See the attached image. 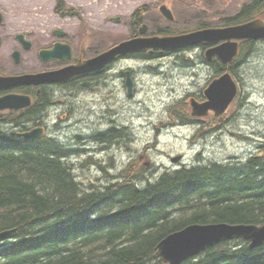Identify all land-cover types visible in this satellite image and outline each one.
<instances>
[{"label": "rangeland", "instance_id": "obj_1", "mask_svg": "<svg viewBox=\"0 0 264 264\" xmlns=\"http://www.w3.org/2000/svg\"><path fill=\"white\" fill-rule=\"evenodd\" d=\"M16 1L20 17L15 29L33 42L26 54L33 63L24 65L23 58L21 67L38 69L52 65L35 61V51L58 39L55 29L67 32L65 39L77 56L82 52L88 57L132 37L133 22L147 23L150 35L163 30L183 32L241 15L242 5L252 0H66L77 15L58 13L57 0ZM162 4L173 11V21L161 13ZM5 50L2 45L4 66L11 62ZM140 51L120 58L112 77L96 85V91L66 92L62 112H68L49 116L56 124L49 136L63 147L61 159L72 164L80 182L102 188L135 165L137 173L145 172L154 180L167 171L199 163L240 164L257 151L264 142V45L239 68L240 96L227 116L217 121L192 120L191 116L189 99L203 101L204 90L216 75L206 62L205 49L190 47L165 55ZM128 69L137 87L132 96L121 74ZM112 127H117L114 133L121 130L120 137L110 134ZM179 155L182 160L173 162Z\"/></svg>", "mask_w": 264, "mask_h": 264}, {"label": "trees", "instance_id": "obj_2", "mask_svg": "<svg viewBox=\"0 0 264 264\" xmlns=\"http://www.w3.org/2000/svg\"><path fill=\"white\" fill-rule=\"evenodd\" d=\"M263 8L252 0L227 22ZM56 9L78 14L65 0ZM62 153L47 137L0 136V233L9 231L0 264H164L157 244L186 225L264 223V142L240 164L199 163L153 181L135 165L102 188L80 182ZM181 264H264V244L225 241Z\"/></svg>", "mask_w": 264, "mask_h": 264}, {"label": "water", "instance_id": "obj_3", "mask_svg": "<svg viewBox=\"0 0 264 264\" xmlns=\"http://www.w3.org/2000/svg\"><path fill=\"white\" fill-rule=\"evenodd\" d=\"M161 11L170 20L174 19V15L167 5H162ZM147 30L148 25L144 24L140 29L141 36L124 40L91 59H81L78 64L58 71L22 76L0 75V85H13L19 82L33 84L42 81H57L65 79L73 74L101 69L118 56L125 55L132 51L147 48L178 49L201 42H216L221 40L227 41L220 46L209 49L207 51V56L211 59L214 55H218L224 63L230 65L239 51L238 40L264 39V17L260 16L238 25L204 28L179 35L144 36ZM56 32L60 34L64 33L63 31ZM20 38L23 39V36H20ZM26 46L29 48L31 44L27 42ZM14 55L16 60L19 61V53L16 52ZM42 56L46 59L52 56L70 58L71 47L67 44L60 45V43H58L56 49L42 51ZM127 75V86L131 92L133 83L129 71ZM238 92V84L228 70L220 77L214 79L205 89V95L207 97L205 102H199L194 98L190 100L192 104V115L197 117L211 114L217 116L223 115L229 111ZM23 100L24 96L20 95L0 97V108L23 107L26 105ZM173 160L177 161L179 157ZM7 233L8 232H4L0 234V237ZM240 237L251 240L250 246L252 248L261 246L264 244V225L246 223L233 224L228 222L193 223L179 231L170 233L160 241L157 245V254L165 263L181 264L184 260L195 257L207 248L222 241Z\"/></svg>", "mask_w": 264, "mask_h": 264}, {"label": "flooded vegetation", "instance_id": "obj_4", "mask_svg": "<svg viewBox=\"0 0 264 264\" xmlns=\"http://www.w3.org/2000/svg\"><path fill=\"white\" fill-rule=\"evenodd\" d=\"M18 2L16 0H0V47L5 45V51L9 53L10 63L4 66L0 62V75L7 73L9 75H20L24 73L30 72H38L43 70H51L58 69L70 63H76L78 59L84 53H80L79 57L75 54L74 58L71 62H65L59 58H51L49 60H43L40 54V51L44 48H52L53 44L49 46L39 47L35 51L36 59L41 63H52L51 66L33 69V68H22L21 65L23 63V58L25 62L24 65H28L29 63H33V60H28L26 58L27 52L31 51V49H27L26 51H22L21 47L24 48V45L18 39V35L20 32L19 29H15L14 24H19L20 11L17 8ZM242 13V12H241ZM260 13V11H259ZM242 18V17H240ZM243 22V21H242ZM240 22L236 21V23L225 22L222 26L234 25ZM213 26V25H211ZM136 33V30L133 31ZM24 35L28 38L27 34L23 32ZM29 39V38H28ZM33 44V42H32ZM214 44H205L204 47H208ZM260 45H264V40H245L240 41V53H242L244 58H237L234 60L231 71L237 72V70L242 67L245 61L253 54V51L259 47ZM33 46V45H32ZM19 50L21 52V61L16 62L14 59L13 53L14 51ZM170 52V51H167ZM241 56V55H240ZM89 57V56H88ZM115 61L113 63L107 64L104 68L80 73L76 75H72L67 79L52 82V83H40L38 85L34 84H15V85H0V97L10 95L12 93L17 94H26L32 99V106L26 108H10V109H0V136L5 133L10 136H23L25 137L26 133L32 131L33 129L44 127L45 130L49 129V125L46 121H44L43 113H45L47 104H48V96L58 94L59 92H63L64 89L70 88L72 90V94L74 91L81 93L82 95L86 92H90V90L96 91L101 81H109L112 77L110 74L115 65ZM57 64V65H54ZM54 65V66H53ZM213 68L216 71H224L226 69V65H224L218 58L214 57L212 59ZM123 75L124 85L126 82L125 70L121 71ZM32 112L31 115H28V112ZM34 112H37L34 114ZM43 119V120H42ZM5 128V132L3 130ZM2 132H4L2 134Z\"/></svg>", "mask_w": 264, "mask_h": 264}]
</instances>
